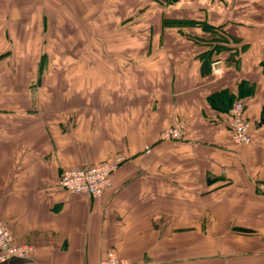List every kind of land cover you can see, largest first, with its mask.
<instances>
[{"label": "crops", "instance_id": "1", "mask_svg": "<svg viewBox=\"0 0 264 264\" xmlns=\"http://www.w3.org/2000/svg\"><path fill=\"white\" fill-rule=\"evenodd\" d=\"M0 62V222L34 251L0 264H264V0H0ZM116 158L100 198L58 188Z\"/></svg>", "mask_w": 264, "mask_h": 264}, {"label": "built area", "instance_id": "2", "mask_svg": "<svg viewBox=\"0 0 264 264\" xmlns=\"http://www.w3.org/2000/svg\"><path fill=\"white\" fill-rule=\"evenodd\" d=\"M225 74V66L222 60L214 59L210 63V75L221 78ZM231 129V143L233 146H247L252 143L251 125L245 118V104L241 100H235L229 110ZM184 125L176 124L163 130L160 134L161 141H181L184 137ZM124 162V158L104 161L97 165L85 166L79 169L64 170L58 180V188L73 195H85L93 199L100 198L104 192L111 188L112 175ZM260 194L264 195V184L257 187ZM33 247L19 245L7 226L0 222V263L17 258L30 260L33 255ZM99 264H128L114 251H107Z\"/></svg>", "mask_w": 264, "mask_h": 264}, {"label": "trees", "instance_id": "3", "mask_svg": "<svg viewBox=\"0 0 264 264\" xmlns=\"http://www.w3.org/2000/svg\"><path fill=\"white\" fill-rule=\"evenodd\" d=\"M177 1L179 0H159V4L162 7H167L171 4L176 3ZM203 29H205V31H211V28L207 27L206 25L203 26ZM213 33L214 35H216V39L209 42H205L209 49L207 53L202 57V59H204V64L211 63V61L215 59L214 57H216L215 53L220 51V48H223L226 51L232 50L231 42L225 36V34H223V32H220V30L217 28ZM242 102L245 104L244 101Z\"/></svg>", "mask_w": 264, "mask_h": 264}, {"label": "rangeland", "instance_id": "4", "mask_svg": "<svg viewBox=\"0 0 264 264\" xmlns=\"http://www.w3.org/2000/svg\"><path fill=\"white\" fill-rule=\"evenodd\" d=\"M217 56V55H216ZM215 59L217 58V57H214ZM214 60V59H213ZM222 62H223V60H222ZM224 63V62H223ZM4 64V62H0V68L2 69L3 68V65ZM7 80H8V78L7 77H5V76H2V75H0V96L2 97V98H6L7 96H10V95H12V93H10V92H8L9 91V89H8V84H7Z\"/></svg>", "mask_w": 264, "mask_h": 264}]
</instances>
